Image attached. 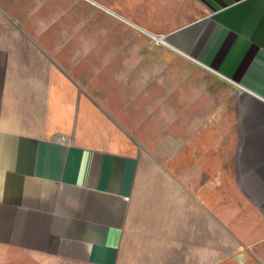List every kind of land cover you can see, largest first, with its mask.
<instances>
[{
  "label": "crops",
  "instance_id": "crops-1",
  "mask_svg": "<svg viewBox=\"0 0 264 264\" xmlns=\"http://www.w3.org/2000/svg\"><path fill=\"white\" fill-rule=\"evenodd\" d=\"M147 2L195 116L161 161L0 7V264H264V0Z\"/></svg>",
  "mask_w": 264,
  "mask_h": 264
},
{
  "label": "rangeland",
  "instance_id": "rangeland-1",
  "mask_svg": "<svg viewBox=\"0 0 264 264\" xmlns=\"http://www.w3.org/2000/svg\"><path fill=\"white\" fill-rule=\"evenodd\" d=\"M147 5V0H0L14 24L36 35L81 90L136 135L140 152L161 161L164 154L178 152L180 141L193 145L195 116H186L188 125L179 127L182 59L164 53L166 43L130 19L134 6L141 13ZM193 103L187 101L190 107ZM202 135L211 139L209 129ZM182 150L187 157L195 155V148ZM206 150L211 156V149ZM226 152L222 149L220 155Z\"/></svg>",
  "mask_w": 264,
  "mask_h": 264
},
{
  "label": "built area",
  "instance_id": "built-area-1",
  "mask_svg": "<svg viewBox=\"0 0 264 264\" xmlns=\"http://www.w3.org/2000/svg\"><path fill=\"white\" fill-rule=\"evenodd\" d=\"M154 40H156L158 43H161V40L165 42V38L164 36H153V35H150Z\"/></svg>",
  "mask_w": 264,
  "mask_h": 264
},
{
  "label": "bare ground",
  "instance_id": "bare-ground-1",
  "mask_svg": "<svg viewBox=\"0 0 264 264\" xmlns=\"http://www.w3.org/2000/svg\"><path fill=\"white\" fill-rule=\"evenodd\" d=\"M161 43H166V42H164V41L161 40Z\"/></svg>",
  "mask_w": 264,
  "mask_h": 264
}]
</instances>
